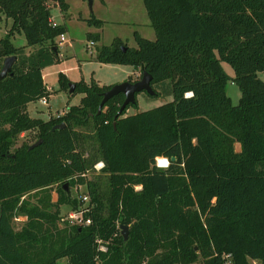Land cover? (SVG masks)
I'll return each instance as SVG.
<instances>
[{
	"label": "trees",
	"instance_id": "obj_1",
	"mask_svg": "<svg viewBox=\"0 0 264 264\" xmlns=\"http://www.w3.org/2000/svg\"><path fill=\"white\" fill-rule=\"evenodd\" d=\"M142 2L155 40L134 33L132 49L114 38L96 46L95 60L148 73V97L172 100L125 116L137 101L117 115L119 94L98 113L111 86L81 80L69 94L72 82L59 74V89L82 98L64 116L43 121L30 117L27 105L50 96L42 71L58 60L56 39L65 33L49 24L50 6H68L0 0V14L11 20L0 39V70L16 57L0 80V264H223L222 254L232 264H264V82L257 75L264 74V0ZM85 22L97 29L104 23L93 15ZM15 35L24 46L12 44ZM86 38L97 43L100 34ZM229 80L241 93L237 105L225 92ZM32 131L36 147H15ZM157 158L167 167L156 166ZM97 163V178L87 180ZM81 184L90 224L59 226L62 206L83 209L66 188ZM52 186L54 203L23 199ZM19 216L26 221L15 231Z\"/></svg>",
	"mask_w": 264,
	"mask_h": 264
},
{
	"label": "rangeland",
	"instance_id": "obj_2",
	"mask_svg": "<svg viewBox=\"0 0 264 264\" xmlns=\"http://www.w3.org/2000/svg\"><path fill=\"white\" fill-rule=\"evenodd\" d=\"M64 2L68 7L65 11H61L62 13L59 12V8L57 6H52L51 8V14L54 18V21H57L66 26V38L68 39V41L59 42L58 38L56 39L57 44H59L57 56L58 60L52 66L45 68L42 72L45 79V85L50 88V91L48 90L50 96L46 99V105H42L40 101H35L27 105V110L30 117L39 118L43 121L64 116L68 111V107L78 105L80 99L82 98V95L80 93L69 95L67 92L59 89V74L65 75V77L72 83L82 80L86 84H89L93 81L99 86H113L121 81V77L123 75H121V73L117 71L114 66H118L117 68L126 66L98 64L95 60L96 46H89V41L86 38L88 33L100 34V44L98 46H108L111 44L113 37H120L129 48L136 49L137 46L134 39V31L136 30L139 31L142 38L148 39L150 41L155 40V33L150 25H139L137 26L138 28L132 26V18L125 13L130 8V6H124L121 3L118 4V7L123 10L122 15H124L125 17L124 23L116 25H113L111 23H103V26L100 29H97L95 27H89L86 24L85 20L90 18L91 15L94 16L98 13V9L100 8L98 2H95L94 5L92 4L91 10L88 7L87 1L84 0H64ZM140 4L141 6H143L142 2ZM10 26L11 20H7L4 15L0 14V39L6 36L8 30L10 29ZM11 41L15 47H22L25 45V39L22 35H15L11 39ZM26 51L29 50L27 49ZM221 67L229 77H234V72L228 64L221 62ZM126 68H131V66H127ZM257 75L258 78L262 82H264V74L260 72ZM136 79L139 80L140 76ZM225 92L226 95L230 98L231 103L233 105H237L241 96L240 90L237 85L229 80L226 84ZM171 100L172 98L170 96L151 98L148 97L146 93L140 92L136 95L137 106L129 107L125 112V116L133 115L141 111H146ZM36 134V131L21 134V136L16 141L15 147H18L22 143L28 145L33 144L37 137ZM87 134L88 131H86V135ZM87 136L90 137L91 135ZM88 144L89 142L86 143V145ZM234 147L238 152V145L235 144ZM158 159L159 158H157L156 166H159ZM167 165L168 162L163 168L167 167ZM96 168L93 167L92 170H89L85 173L87 180L92 181L97 178L99 172ZM100 177L102 180L104 176L100 175ZM66 188L67 193L71 196V198L76 199L78 203H82L83 208L88 205L90 198L85 184L76 185L71 188H68V186H66ZM83 196L87 197L86 201L82 200ZM40 198H42L43 200H46L48 198L51 203L56 202V187H49L44 192H31L23 197V199L28 201L29 204L35 206H39L38 201L40 200ZM69 210L70 209L67 206H62L60 208L61 218L58 223L59 226H63V224L66 222L68 223L67 216L69 213H71V211ZM24 221L25 219L22 220L21 218L13 219V229L15 231H19L24 226Z\"/></svg>",
	"mask_w": 264,
	"mask_h": 264
},
{
	"label": "crops",
	"instance_id": "obj_3",
	"mask_svg": "<svg viewBox=\"0 0 264 264\" xmlns=\"http://www.w3.org/2000/svg\"><path fill=\"white\" fill-rule=\"evenodd\" d=\"M95 2H98V5L100 8L98 9V13L95 14L94 16H95V18L103 21L104 24L111 23L113 25H116V24H121V23L125 22V19H124L125 17H124V15H122L123 10L118 7V4L121 3L124 6H130V8L125 13L128 14V16H130L132 18V23H131L132 26L138 28L137 26H139V25H142V26L150 25V20L148 18L147 12H146L144 6H141V4H140L142 2V0H141V2H140V0H94L93 5L95 4ZM142 5H143V2H142ZM52 6L58 7L57 3H53L50 6V10H51ZM59 12H61L60 9H59ZM51 18H52L53 22H55L57 24V26L59 25V26H63L65 28V33L63 34L64 35V41H68V39L66 38V35H67L66 26L64 24L57 22V21H54L52 14H51ZM150 27H151V25H150ZM134 33H137L140 35L138 30L134 31ZM116 36H118V35H116ZM114 38L121 39L120 37H113V39ZM121 40L123 41V39H121ZM99 44L100 43L97 42V43H94L93 46H98ZM58 46H59V44H58ZM98 64H100V63H98ZM101 65H103V64H101ZM114 67L117 71H119L121 73V75H123L121 77V81L119 83L125 82L129 78L132 81L137 80L136 78H138L141 75V72L138 68H134V67L126 68L127 66L126 67H120V68H117L118 66H114ZM43 81H45L44 75H43ZM73 83H75V82H73ZM119 83H116V84H119ZM100 86H106V85H100ZM108 86H112V85H108ZM46 88H47V90L50 91V88H48L47 86H46ZM28 114H29V112H28ZM17 218H21L22 220L25 219V221H26L25 217L19 216ZM17 218H15V219H17Z\"/></svg>",
	"mask_w": 264,
	"mask_h": 264
},
{
	"label": "water",
	"instance_id": "obj_4",
	"mask_svg": "<svg viewBox=\"0 0 264 264\" xmlns=\"http://www.w3.org/2000/svg\"><path fill=\"white\" fill-rule=\"evenodd\" d=\"M89 9L91 10L92 4L94 0H86ZM16 57L11 56L4 59L1 70H0V80H3L8 73H10L13 63L15 62ZM152 80V77L146 73L143 72L141 75V78L138 81L135 82H122L116 85L111 86L108 90L102 93L101 97L102 100L98 106V113L101 112L102 107L104 104L113 98L116 95L121 94L124 97V101L122 105L119 108V111L117 115H120L123 110L129 105H134L136 103V95L140 92L146 93L148 96H153L154 92L151 89L150 82ZM74 90V84L69 83L68 85V93H72ZM65 125L62 123L60 125L55 126L53 129H60L63 128ZM39 144V143H38ZM38 144H33L30 146V149L36 147ZM174 158H171V161H174ZM168 162V161H167ZM121 236L123 237V240H127L128 232L126 228H123L121 231ZM196 250V248H195Z\"/></svg>",
	"mask_w": 264,
	"mask_h": 264
},
{
	"label": "built area",
	"instance_id": "obj_5",
	"mask_svg": "<svg viewBox=\"0 0 264 264\" xmlns=\"http://www.w3.org/2000/svg\"><path fill=\"white\" fill-rule=\"evenodd\" d=\"M49 24L52 26V27H56L57 24L55 22H53L52 18L49 19ZM58 40L59 42H63L64 41V35L61 34L59 37H58ZM94 43L92 41L89 42V46H93ZM40 103L42 105H46L47 104V101L45 98L39 100ZM98 167V168H96ZM103 167V164L102 163H97L94 168L98 169V171L100 170V168ZM136 190L140 189V187H135ZM83 201H86L87 200V197L86 196H83L82 198ZM89 212V207L88 205L86 207H84L83 209H81L80 211H77V212H71L68 214L67 216V219H68V223L70 225H76V226H87L90 224L91 220L90 218H85L84 217V214L85 213H88ZM99 250L101 251H105L106 248L102 245L99 246ZM221 259L223 261V264H232V261H231V255L230 254H222L221 255ZM252 264H258L256 261H251Z\"/></svg>",
	"mask_w": 264,
	"mask_h": 264
},
{
	"label": "bare ground",
	"instance_id": "obj_6",
	"mask_svg": "<svg viewBox=\"0 0 264 264\" xmlns=\"http://www.w3.org/2000/svg\"><path fill=\"white\" fill-rule=\"evenodd\" d=\"M158 164H159V166L164 167V166H166L167 161L164 158H159Z\"/></svg>",
	"mask_w": 264,
	"mask_h": 264
}]
</instances>
